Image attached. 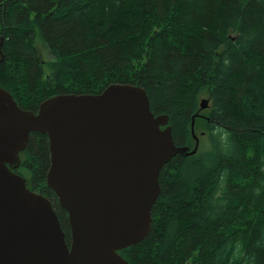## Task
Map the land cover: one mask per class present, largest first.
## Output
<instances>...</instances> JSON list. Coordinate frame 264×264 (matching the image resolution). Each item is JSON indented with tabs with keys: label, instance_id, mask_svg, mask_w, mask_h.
I'll return each mask as SVG.
<instances>
[{
	"label": "trees",
	"instance_id": "1",
	"mask_svg": "<svg viewBox=\"0 0 264 264\" xmlns=\"http://www.w3.org/2000/svg\"><path fill=\"white\" fill-rule=\"evenodd\" d=\"M1 37L0 87L23 110L129 84L176 146L194 148L192 121L207 137L161 169L148 235L119 251L129 264H264V0H0ZM19 160L69 245L47 137L31 133Z\"/></svg>",
	"mask_w": 264,
	"mask_h": 264
},
{
	"label": "water",
	"instance_id": "2",
	"mask_svg": "<svg viewBox=\"0 0 264 264\" xmlns=\"http://www.w3.org/2000/svg\"><path fill=\"white\" fill-rule=\"evenodd\" d=\"M193 123L190 150L174 144L168 117L152 114L139 86L56 95L36 113L0 87V264H129L119 251L148 235L161 169L197 152ZM31 133L47 137L46 186L67 214L69 245L50 201L14 172Z\"/></svg>",
	"mask_w": 264,
	"mask_h": 264
},
{
	"label": "rangeland",
	"instance_id": "3",
	"mask_svg": "<svg viewBox=\"0 0 264 264\" xmlns=\"http://www.w3.org/2000/svg\"><path fill=\"white\" fill-rule=\"evenodd\" d=\"M43 57L45 59H48V56H47V54L45 52L43 54ZM203 100H207V99L202 98L200 100V103ZM196 134L198 135V137L195 136L194 131H193V135L198 139L197 151H201V152L206 151L208 149V147H209V142H208L207 137L205 135H202V132L200 130H196Z\"/></svg>",
	"mask_w": 264,
	"mask_h": 264
}]
</instances>
